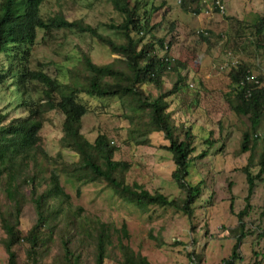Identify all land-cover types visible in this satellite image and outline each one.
I'll return each instance as SVG.
<instances>
[{"label": "rangeland", "instance_id": "obj_1", "mask_svg": "<svg viewBox=\"0 0 264 264\" xmlns=\"http://www.w3.org/2000/svg\"><path fill=\"white\" fill-rule=\"evenodd\" d=\"M184 1H187V7L179 0H141L142 6L147 5L142 7L141 12L151 6L156 8L151 14V26H154L158 37L165 38L166 43L171 42L172 57L185 65L181 71L187 75L189 86L182 84L179 92L169 98L170 110L179 124L185 122L186 126H193L198 136L196 154L206 148L203 139L209 137L211 131L214 130L215 136L219 138L210 153L205 158L192 161L188 169L187 181L190 184L195 185L204 180L203 191L194 204L193 218L190 219L183 211L172 206L153 205L142 209L137 203L120 198L106 181L81 184L64 174L60 168L72 166L79 161L80 155L61 145V117L54 112L46 115L42 130V147L48 156L40 154L38 163L32 162L28 169L41 180V190L46 189L52 172L60 173L61 183L70 193L73 205L83 207V219L92 220L88 225L100 219L120 229L126 223L130 235L124 238V242L147 256L151 264H193L189 257L191 252L204 254L206 264H222L223 258L231 254L239 234V220L230 205L234 201V211L238 212L248 202L249 185L246 174L239 169L252 161V171L256 173L262 152L261 142L255 146L253 144L252 154L240 152L242 134L249 126L246 118L237 115L227 100L229 94L233 95L228 67L232 56L248 63L254 74L264 71V48L258 50L251 42L256 28L244 25L246 20L257 22L264 13V0H241V11L246 15V20L244 18L240 23L233 20L228 0L223 1L226 14L216 9L213 0L198 3ZM62 7L70 11L67 15L70 19H83L116 41L122 40L108 25L121 23L124 16L109 0H47L41 12L48 17ZM198 31L207 32L206 38ZM42 37L43 33L39 31L30 65L35 68L40 63L45 64L47 72L63 82L72 80V68L83 69L82 50L89 52L98 64L115 63L120 68L124 67L117 54L90 34L59 31L52 37L48 35L45 40ZM247 46L250 49L247 50ZM176 79L175 74L166 77L165 88H171ZM37 88L42 89L41 84L36 83L34 101L42 98V92L36 91ZM148 89L154 94L159 93L153 86ZM82 96L90 107L83 118V133L91 141L99 134H106L111 139L118 148L115 159L130 163L125 174L127 183L139 182L152 192L161 190L182 202L186 192L172 177L176 165L171 152L164 148L168 143L164 135L153 133L148 143L137 144L132 138V125L126 116L129 112L120 100ZM20 98L12 84L0 87V109L5 112H12V115L23 113V109L20 113L14 111V107L22 100ZM30 187V183L22 186L28 196ZM4 190L5 182H0V212L8 207ZM249 201L254 208L245 220L251 232L244 238L241 252L244 264H252L256 259L264 264V238L256 239L258 226H264V182H257ZM36 219L35 205L28 197L22 212V229L30 228ZM73 235L74 232L69 237ZM4 237L0 225V264H9L2 243ZM43 238V243L46 242L44 244L49 247L44 262L54 264L62 255L61 243L56 235L52 239L49 235ZM117 240L115 235L114 242L117 243ZM16 249L19 263L26 264L24 246L18 245ZM254 250L259 253V257H255ZM79 252L86 264H94L92 244L86 242ZM105 264H123L121 253L111 249Z\"/></svg>", "mask_w": 264, "mask_h": 264}, {"label": "trees", "instance_id": "obj_2", "mask_svg": "<svg viewBox=\"0 0 264 264\" xmlns=\"http://www.w3.org/2000/svg\"><path fill=\"white\" fill-rule=\"evenodd\" d=\"M45 1L0 0V87L12 84L15 93L22 99L14 111L20 113L23 109V113L18 115L0 109V182H5L8 204L0 212V225L5 233L2 243L8 254V262L20 264L16 247L23 245L26 264H45L49 247L44 244L46 242L43 243V237L49 235L52 239L56 235L61 243L62 255L54 264H86L79 252L86 242L94 246V264H105L111 249L121 253L123 264H151L147 256L124 242V238L130 235L126 223L120 229L100 219L88 225L92 220L83 219V207L73 205L70 193L61 183L60 173L52 172L46 189H40L41 180L28 168L32 162L38 163L40 154L48 156L42 147L46 115L54 112L61 117V145L80 155L79 161L72 166L60 168L68 177L81 184L106 181L120 198L137 203L142 209L153 205L172 206L183 211L190 219L193 218L194 204L204 185V180L195 185L187 181L190 163L205 158L219 138L214 130L211 131L209 137L203 139L206 148L196 154L198 136L193 126H186L185 122L179 124L170 110L169 98L179 92L182 84L188 87L189 83L187 75L181 71L184 63L170 53L171 42L166 43L165 38L158 37L154 26H151V14L156 9L154 6L141 12L142 7L147 6H142L141 0H109L124 16L121 23L108 25L122 37L121 41H116L83 19H70L67 16L70 11L63 7L45 17L41 12ZM190 1L198 3L202 0ZM182 5L187 7V1H183ZM214 5L219 11V7ZM225 13L226 8L221 14ZM254 27L251 42L256 49L262 50L264 13ZM39 31L43 33L42 40L59 31L90 34L117 54L124 67L120 68L115 63L98 64L89 52L82 50L83 69L72 68V80L63 82L48 73L45 64L40 63L35 68L30 65ZM228 68L233 95L229 94L227 100L237 115L246 118L249 126L242 134L240 152L252 154L254 146L260 142L262 144L258 171H252V161L239 169L246 174L249 185L247 204L238 212L234 211V201L230 205L239 220V234L231 254L223 258L222 264H244L241 246L251 232L245 218L254 208L249 199L257 182H264V71L257 74L261 83H252L249 78L254 72L245 61H238ZM172 74L177 79L171 88H165L164 79ZM36 83L42 86V89H36L42 92V98L34 101ZM149 86L155 87L159 93L154 94L148 89ZM248 89H251L250 95L247 94ZM83 94L92 98L120 100L129 112L126 116L132 125V138L137 144L148 143L153 133L164 135L168 141L164 148L171 152L176 165L172 177L186 192L182 202L161 190L152 192L139 182L127 183L125 174L130 163L115 159L118 148L111 139L106 134H99L91 141L83 133V118L90 110L83 100ZM27 183L31 186L29 196L22 190L23 184ZM28 197L35 205L37 219L30 228L22 229V212ZM258 228L256 239L261 240L264 238V226ZM72 232L75 235L69 237ZM115 235L118 237L117 243L114 242ZM254 255L259 257L255 250ZM189 257L193 264H206L204 254L191 252ZM252 264H261V261L256 259Z\"/></svg>", "mask_w": 264, "mask_h": 264}, {"label": "crops", "instance_id": "obj_3", "mask_svg": "<svg viewBox=\"0 0 264 264\" xmlns=\"http://www.w3.org/2000/svg\"><path fill=\"white\" fill-rule=\"evenodd\" d=\"M225 2V1H224ZM228 2V8H229V10H230V14L234 17L233 18V20L234 21H236L237 23H240L241 21L240 20H244V18H245V20H246V15L244 16L243 14H244V12L243 11H241L242 9H241V0H234V1H231V0H228L227 1ZM225 8H226V5H225ZM227 13V12H226ZM225 13V14H226ZM244 16V17H243ZM228 18H230V17H228ZM259 18V17H258ZM258 20V19H257ZM254 24H255V22L253 21V22H248L247 20H246V23H244V25H250V26H252L253 25V27H254ZM241 46H242V43H241ZM240 45H239V47H241ZM250 46H247V50L248 49H250L249 48ZM254 48V47H253ZM258 61H259V59H258Z\"/></svg>", "mask_w": 264, "mask_h": 264}, {"label": "built area", "instance_id": "obj_4", "mask_svg": "<svg viewBox=\"0 0 264 264\" xmlns=\"http://www.w3.org/2000/svg\"><path fill=\"white\" fill-rule=\"evenodd\" d=\"M213 3L216 4L219 7V12L220 13H224L225 11V5L221 0H213ZM238 60L234 59L231 64H237ZM250 82H255V83H261V80L257 77V74L252 75V77L249 78ZM247 94L250 95L251 94V89H248Z\"/></svg>", "mask_w": 264, "mask_h": 264}, {"label": "clouds", "instance_id": "obj_5", "mask_svg": "<svg viewBox=\"0 0 264 264\" xmlns=\"http://www.w3.org/2000/svg\"><path fill=\"white\" fill-rule=\"evenodd\" d=\"M183 1L184 0H179V3H183ZM202 1H206V0H202ZM202 31H198V33L199 34H201V36H203L202 34H204V33H201ZM205 34H208L207 32L205 33ZM205 34H204V36H205ZM230 56H231V54H229ZM230 59V58H229ZM235 58H233L232 56H231V60H230V65H231V62L234 60Z\"/></svg>", "mask_w": 264, "mask_h": 264}]
</instances>
